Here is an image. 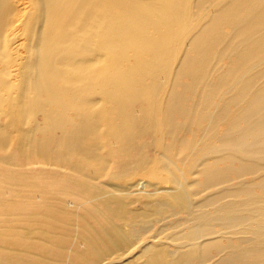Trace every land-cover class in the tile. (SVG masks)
Masks as SVG:
<instances>
[{"label": "bare ground", "instance_id": "obj_1", "mask_svg": "<svg viewBox=\"0 0 264 264\" xmlns=\"http://www.w3.org/2000/svg\"><path fill=\"white\" fill-rule=\"evenodd\" d=\"M21 1L17 10L0 0V117L16 133L0 125V152L12 139L23 158L26 141L31 158L79 176L147 175L172 190L148 183L156 194L136 220L148 230L158 217L172 229L144 238L118 226L129 213L120 197L100 201L101 234L77 241L73 264H101L110 249L121 254L105 264H264V0ZM34 27L38 42L19 45ZM69 112L77 123L64 130ZM38 115L45 134L62 132L57 142L31 137ZM90 134L114 170L84 147ZM51 182L92 190L84 180ZM17 183L34 197L0 210L43 211L37 185L21 174ZM2 184L11 183L0 178V194ZM46 219L54 231L66 216ZM48 241L0 232V247L20 251L0 250V264H52L61 241Z\"/></svg>", "mask_w": 264, "mask_h": 264}, {"label": "rangeland", "instance_id": "obj_2", "mask_svg": "<svg viewBox=\"0 0 264 264\" xmlns=\"http://www.w3.org/2000/svg\"><path fill=\"white\" fill-rule=\"evenodd\" d=\"M14 5H17L18 9H23V1L14 0ZM24 10L26 16L22 21H27L31 12V7H25ZM40 26V24H39ZM41 28V26H40ZM22 32V31H20ZM39 30L38 27L33 28L29 35L24 36L23 32L17 39L19 45L24 46L29 43L36 44L38 42ZM26 52L21 58H25ZM130 64V63H129ZM128 67V63L122 65L121 69L125 70ZM18 73V68H17ZM20 81V72L17 76V84ZM149 80L145 81V85L149 84ZM96 96L92 99L96 100ZM67 125L64 130L70 129L72 124L77 123V118L73 112L68 113ZM98 120L97 118H95ZM42 115H38L32 122L31 127L34 130L32 138H37L40 140L51 138L53 141L57 142L61 136V131H54L53 133L45 134V129H38L42 126ZM0 125L6 128L8 135L16 137V133L11 127L7 126V120L4 116L0 117ZM98 128H96V131ZM92 135V136H91ZM97 139L93 134L88 135L83 140L84 147L94 148L101 152H96L95 155H101L104 158L111 161L108 166L107 171L114 170L113 160L109 157L107 151L101 148L100 143H97ZM54 144V143H52ZM25 148V153L27 156L23 158L17 155L18 148L16 147V142L10 140L4 144L3 150L0 152L1 159H9L8 163L0 162V178L4 182H10L11 184H2L1 189L4 191L0 194V203H5L6 205L26 203L32 200L34 196L25 199L24 189L17 183V176L21 174L25 177L26 181L36 184L38 190L41 191L40 195H37L42 202V206L45 209L42 210H31L28 215L17 214V212H8L0 210V232H8L10 234L23 235L27 237L28 242L32 244L48 245L50 244L48 239L50 236L55 237L61 241L56 249L58 256L51 260L52 264H73L72 260L76 254L77 241L84 240L87 235H94L95 231L97 235L101 232L99 229L102 227L99 221L96 220V211L101 210L100 201H107L108 197H120L123 200L124 206L127 208V220L117 222L119 227L124 231L130 232L134 231L139 236V238H144L148 236L156 235L163 226H167L168 229H172L170 224L163 221L157 217L151 225V228L144 230L140 227L136 216L144 211L145 201L147 194H156L153 191V187H148L149 185L158 184L162 190L159 191L160 194L166 192H172L169 183L162 182L155 178L151 179L149 176H131L126 179H114L112 177V172L106 176H99L96 179L89 177H82L70 171V168L66 165L57 164L55 162L47 163L38 157L31 158L27 148V142L23 143ZM150 156L155 157L157 151H150ZM187 179H196L201 181L200 177H190L189 173L185 176ZM52 178L56 179H72V180H84L92 188L89 195L79 193L77 191H68L60 187L54 186L51 182ZM190 181V180H189ZM51 213V215L49 214ZM65 214L66 219L63 223L59 224V228L51 231L49 229L50 225L47 224V219L50 217H61ZM29 216L32 220V224H25V218ZM135 216V218H134ZM98 218V217H97ZM171 231H167L163 234H170ZM0 250L17 254L20 253L18 249H12L8 247H0ZM121 252L114 253L112 249L104 252L105 259L101 264H105L111 259L117 257ZM31 257L37 258L38 256L33 253H29ZM126 252L123 253L122 257L124 259L130 258L131 256L124 257ZM95 264H100L95 263Z\"/></svg>", "mask_w": 264, "mask_h": 264}]
</instances>
